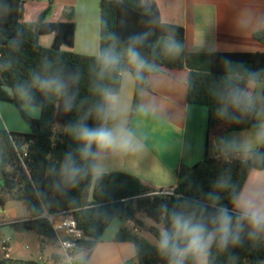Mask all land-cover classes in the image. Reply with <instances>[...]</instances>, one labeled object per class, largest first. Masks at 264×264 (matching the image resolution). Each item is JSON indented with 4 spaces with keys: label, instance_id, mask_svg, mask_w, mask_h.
<instances>
[{
    "label": "trees",
    "instance_id": "obj_1",
    "mask_svg": "<svg viewBox=\"0 0 264 264\" xmlns=\"http://www.w3.org/2000/svg\"><path fill=\"white\" fill-rule=\"evenodd\" d=\"M32 0H0V99L12 101L21 110L31 127V133L15 137L0 130V208L7 204L10 195L22 201L29 216L11 225L16 231H35L40 237V251L60 248L58 236L46 214L69 212L77 221L82 237L74 241L67 254L59 251L51 256L53 264H60L68 256L85 253L89 256L115 219L135 221L137 229L144 228L137 219L144 213L153 220L163 221L169 227L168 215L163 211H184L186 200L214 207L207 199L213 184L222 176L230 181L229 190L218 193L219 203L231 208L229 195L235 196L242 189L253 169L264 170V139L257 151L247 160L223 161L207 157L185 172L179 171V181L173 193L137 182L131 189L114 191L110 174L94 176L97 155L82 160L83 145L74 138L78 125L97 127L91 113L100 105L106 93L117 95L122 86V71L105 70L100 55L112 50L127 62L124 53L130 45V37H141L138 45L146 66L136 74L135 91L129 120L141 109L142 94L150 90L148 77L165 69H190L188 102L204 105L209 111L208 127L213 131L223 126L226 132L258 129L264 120V111L252 108L246 114L233 111L229 106L231 92H246L249 81L264 85V53H188L183 27L162 22L155 0H101L100 53L97 56L78 54L63 50L73 48L76 37L74 21H47L52 10L48 7L36 13L32 21H24L25 5ZM53 35L49 48L40 44V37ZM264 44V30L254 34ZM178 44L179 52L168 53V45ZM47 68V73L42 70ZM50 74L65 80L67 92L62 97L41 93L30 88L34 74ZM11 86L16 95L12 97L3 89ZM29 88L25 96L21 88ZM264 96V86H263ZM71 102V110L66 104ZM24 103L40 106L41 116L33 118L22 109ZM225 109L221 115L219 110ZM95 151V146H93ZM26 153L24 165L19 154ZM71 154L81 173L74 184H67L61 175L65 157ZM1 180H4L3 184ZM16 195V196H15ZM14 200V199H12ZM159 238L160 233L155 230ZM244 243L223 253L213 247L209 264H264V236L255 243L243 236ZM115 242L134 244L138 264H167L158 255L155 244L139 235L134 228L123 226L115 235ZM236 259L233 260L232 257ZM0 264H13L12 260L0 258ZM32 264H39L33 262Z\"/></svg>",
    "mask_w": 264,
    "mask_h": 264
},
{
    "label": "crops",
    "instance_id": "obj_2",
    "mask_svg": "<svg viewBox=\"0 0 264 264\" xmlns=\"http://www.w3.org/2000/svg\"><path fill=\"white\" fill-rule=\"evenodd\" d=\"M162 22L183 27L188 53H264V44L254 34L264 30V0H155ZM36 13L48 7L52 10L47 21H74L76 37L68 51L97 56L100 53L101 0H32ZM35 13V14H36ZM30 16V14H29ZM43 41V43H42ZM53 35L40 37V44L49 48ZM122 76L117 106L120 119L131 131L138 145L132 151L98 153L94 176L110 174L114 191L131 189L137 182L164 193L174 190L179 171L185 172L207 157L230 161L249 159L264 139V120L258 129L226 132L223 126L209 130V111L204 105L188 102L190 69H165L150 75V90L142 94L141 109L129 120L135 91V79L130 70ZM263 83L249 81L246 93L253 100V108L264 111V102L254 101L263 96ZM260 99V98H259ZM264 99V98H262ZM264 181V170L253 169L242 189L247 192L253 184ZM1 240L9 238L13 264H53L54 252L66 254L61 248L40 251V237L35 231H16L9 220L17 217V209H1ZM115 219L92 253L67 256L60 264H138L132 243L115 242L117 232L125 225ZM117 223V224H115ZM116 228H112L113 225ZM130 228V227H129ZM141 235L140 229L132 227ZM112 229V230H111ZM109 231H111L109 233ZM155 231V230H154ZM153 231V233H154ZM109 233V234H107ZM106 235V236H105ZM60 247V246H59Z\"/></svg>",
    "mask_w": 264,
    "mask_h": 264
},
{
    "label": "clouds",
    "instance_id": "obj_3",
    "mask_svg": "<svg viewBox=\"0 0 264 264\" xmlns=\"http://www.w3.org/2000/svg\"><path fill=\"white\" fill-rule=\"evenodd\" d=\"M129 39L131 43L124 56L128 64L135 67L139 76L147 63L138 48L141 37L132 36ZM174 51L179 52V45H168V53ZM100 62L105 70H118L122 65L121 57L110 49L101 53ZM42 71L47 73L48 70L45 68ZM120 74L129 75L126 70ZM29 87L41 93L62 97L66 94L68 85L58 76L37 73L32 76ZM21 92L25 96L30 95L29 88L22 87ZM230 96L229 106L233 111L246 114L252 110L253 100L249 93L233 90ZM102 101L91 113L98 126L88 127L82 124L74 129V138L83 145L80 150L82 160L108 151H132L138 146L133 134L120 119L118 97L106 93ZM65 110H71L70 100ZM219 112L221 115L226 114L225 109H220ZM80 173L81 168L76 165L72 155L68 154L61 167L63 180L72 185ZM229 185L230 181L223 176L213 184L212 191L207 196L214 207L212 212H209L208 205L194 200L185 201L182 205L184 211L169 212L164 207L163 211L169 218V227L161 230L155 247L158 255L167 260V264H209L213 247L223 253L229 248L241 246L244 243L245 230L248 240L253 243L264 236V181L253 184L247 192L235 196L230 193L231 208L220 204L218 195L228 191ZM28 216L24 218L27 219ZM232 259L235 260L236 257L233 256Z\"/></svg>",
    "mask_w": 264,
    "mask_h": 264
},
{
    "label": "rangeland",
    "instance_id": "obj_4",
    "mask_svg": "<svg viewBox=\"0 0 264 264\" xmlns=\"http://www.w3.org/2000/svg\"><path fill=\"white\" fill-rule=\"evenodd\" d=\"M36 6L40 8V5L36 4V2H30L27 4V18H34L36 13ZM30 14V16H29ZM48 35H44L43 38H46ZM43 43V41H42ZM44 45V44H41ZM50 47V46H49ZM47 48V47H46ZM63 50L68 51L67 47H63ZM260 98V99H259ZM264 98V97H262ZM258 95L255 97V102L258 100H261V102H264V99H262ZM22 109L27 112L30 116L33 118H39L41 116V108L40 106L36 104L31 103H24L22 105ZM0 130H6L7 132L11 133L16 141L19 139L20 135H26L31 133V127L28 124V122L23 117L21 110L14 104L12 101L0 99ZM2 184L4 180H1ZM173 192L169 191L167 193ZM16 196V195H15ZM14 199V200H12ZM7 203L10 201H15V197H11L10 195L6 196ZM1 209H5V206ZM0 213V221L3 220ZM137 219H139L143 225L144 228L141 231V236L144 237L149 242L156 244V241L158 240L156 236L154 235L153 231L157 230L159 233L161 230L165 229L163 221L157 222L153 220L152 218L146 216L144 213H139L137 215ZM4 221V220H3ZM116 222H121V219H118ZM125 225L132 228L134 226L138 227L135 224V221H122ZM117 224V223H115ZM113 225L112 228H116V225ZM111 228V227H110ZM109 228V229H110ZM112 230V229H111ZM108 232V231H107ZM111 231H109L110 233ZM107 233V234H109ZM106 236V235H105ZM1 254V251H0Z\"/></svg>",
    "mask_w": 264,
    "mask_h": 264
},
{
    "label": "built area",
    "instance_id": "obj_5",
    "mask_svg": "<svg viewBox=\"0 0 264 264\" xmlns=\"http://www.w3.org/2000/svg\"><path fill=\"white\" fill-rule=\"evenodd\" d=\"M27 154H19V158L22 162V165L26 167L24 159ZM172 193V192H170ZM46 218L52 224V227L58 236L60 247L64 251H68L74 246V241L82 237V231L78 228L77 221L69 214V212H62L60 214H46ZM25 220V218H18L9 220L8 224H16ZM27 220V219H26ZM9 238H3L1 240V254L0 257L6 260L11 259V254L9 251Z\"/></svg>",
    "mask_w": 264,
    "mask_h": 264
},
{
    "label": "water",
    "instance_id": "obj_6",
    "mask_svg": "<svg viewBox=\"0 0 264 264\" xmlns=\"http://www.w3.org/2000/svg\"><path fill=\"white\" fill-rule=\"evenodd\" d=\"M128 66H129L128 63L123 62L122 71H125ZM2 87L6 92H8L10 96L15 97L16 93L11 86L3 85ZM14 208L17 209V218H24L29 215L28 209L22 201L19 200L10 201L5 205V209H14Z\"/></svg>",
    "mask_w": 264,
    "mask_h": 264
}]
</instances>
